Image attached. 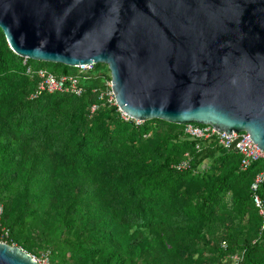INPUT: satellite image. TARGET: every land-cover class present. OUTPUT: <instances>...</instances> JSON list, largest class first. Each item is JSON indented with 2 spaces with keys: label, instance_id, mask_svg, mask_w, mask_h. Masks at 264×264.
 I'll return each mask as SVG.
<instances>
[{
  "label": "trees",
  "instance_id": "obj_1",
  "mask_svg": "<svg viewBox=\"0 0 264 264\" xmlns=\"http://www.w3.org/2000/svg\"><path fill=\"white\" fill-rule=\"evenodd\" d=\"M0 31V203L7 245L30 256L48 249L50 264H264V234L240 157L212 140H191L183 126L135 124L99 99L95 65L84 93L30 98L37 79ZM56 77L75 68L27 60ZM98 109L90 112L92 105ZM160 128L156 145L149 142ZM190 156L189 168L175 166ZM264 202V185L259 189ZM67 237L62 238L61 233ZM68 235L74 236L72 240ZM217 243L215 246H211ZM222 243L226 248H222Z\"/></svg>",
  "mask_w": 264,
  "mask_h": 264
},
{
  "label": "water",
  "instance_id": "obj_2",
  "mask_svg": "<svg viewBox=\"0 0 264 264\" xmlns=\"http://www.w3.org/2000/svg\"><path fill=\"white\" fill-rule=\"evenodd\" d=\"M28 60L105 65L130 118L246 132L264 152V0H0ZM0 264H38L0 243Z\"/></svg>",
  "mask_w": 264,
  "mask_h": 264
},
{
  "label": "built area",
  "instance_id": "obj_3",
  "mask_svg": "<svg viewBox=\"0 0 264 264\" xmlns=\"http://www.w3.org/2000/svg\"><path fill=\"white\" fill-rule=\"evenodd\" d=\"M23 59V65L26 67V75L37 79L36 89L30 95V98L32 99L37 98L44 93H69L75 97H80L84 93V87L82 84L83 80L87 78L85 75L93 72L95 67V64L78 65L73 67L76 70L74 75L56 77L44 69H33L27 64L28 59ZM101 77L104 80L106 90L104 93L100 94L99 99L102 100L104 98L108 106L116 107V110L119 113V117L122 121H134L137 125L141 123L127 116L117 106L114 94L111 89L110 73L108 69L107 72L102 71ZM97 109V104L92 105L90 112L94 113ZM183 132L191 140L207 141L214 139L219 146L225 149H233L240 157V169L242 171H246L253 164L262 161L263 168L254 176L253 182L250 185V192L252 205L259 217V232L260 234H264V202L259 195V189L262 185H264V152L253 143L250 135L246 132H218L211 126L196 124L183 125ZM189 164L190 156L188 153H185L183 159L175 166V169L178 171L186 170L189 168ZM3 212V205L0 203V243L6 244L10 234L9 230L2 226ZM221 246L224 249L226 248L225 243H222ZM240 262L241 255L232 254L229 255L227 259L218 264H240Z\"/></svg>",
  "mask_w": 264,
  "mask_h": 264
},
{
  "label": "rangeland",
  "instance_id": "obj_4",
  "mask_svg": "<svg viewBox=\"0 0 264 264\" xmlns=\"http://www.w3.org/2000/svg\"><path fill=\"white\" fill-rule=\"evenodd\" d=\"M48 72H51L50 69H47ZM100 71H106L107 72V67L105 65H102L101 67H99ZM166 131L168 133H172L175 134L176 130H171L168 128H160L159 130L156 131V134L151 138V141L149 142L151 145H156L159 143L160 141V136L163 134L162 131ZM62 238L67 237L66 235H64V232L61 233ZM68 238L70 240H72L74 238V236L72 235H68ZM217 245V243H213L211 246H215ZM49 250L48 249H41V251L39 252L38 255H34L33 259L38 263V264H50L49 261ZM211 257V253H208L204 256V260L201 262V264H208L209 262V258ZM165 261L168 262V264H174L172 260L168 259L167 257L164 258ZM139 264H150V261H140Z\"/></svg>",
  "mask_w": 264,
  "mask_h": 264
}]
</instances>
